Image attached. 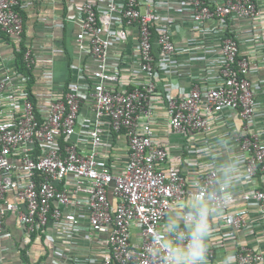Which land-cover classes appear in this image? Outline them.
Masks as SVG:
<instances>
[{
	"label": "built area",
	"instance_id": "built-area-1",
	"mask_svg": "<svg viewBox=\"0 0 264 264\" xmlns=\"http://www.w3.org/2000/svg\"><path fill=\"white\" fill-rule=\"evenodd\" d=\"M99 1L79 5L73 16L79 26L74 44L83 49L88 43L87 58L93 69L88 75L77 67V78L60 88L58 95L47 89L31 96L26 90L29 74L18 70L16 63L3 67L2 62L11 58L0 53V231L12 212L28 235L50 221H66L76 229L85 221L94 234L106 235L108 245L103 255L88 264H168L169 253L189 242L191 217L187 214H195L202 204L209 210L206 259H216L218 245L213 242L221 224L252 230L248 218L253 211L264 223V142L257 132H250L257 111L254 76L264 64V42L261 51H252L248 58L239 42L225 35L218 50L219 80L195 84L179 98L168 96L171 132L185 136L189 145L198 143L200 149L218 147L236 155L228 165H220L221 153L213 151L208 154L209 167L187 178L171 161L154 129L157 62L153 41L162 63L176 53V45L165 29L152 39L151 25L160 16L149 5L141 10L140 0ZM179 1L190 8L197 25L213 17H262L252 0H223L214 5L205 0ZM17 4L18 0H0V33L17 46L25 67L33 69L39 60L24 40ZM115 23L120 37L125 35L123 23L137 25L138 67L148 80L131 88L108 84L120 80L110 71L117 63L108 60ZM262 28L264 24L255 31ZM260 93L264 98V88ZM86 115L92 117L90 122ZM234 115L241 121L236 131L232 130ZM216 128L223 132L214 146L210 138ZM111 132H123L126 142L120 171H114L99 154ZM8 194L13 200H6ZM178 206L179 219L169 221ZM68 207L81 210V216L65 212ZM133 229H137V240ZM228 253L236 264L264 261L262 253L244 244Z\"/></svg>",
	"mask_w": 264,
	"mask_h": 264
},
{
	"label": "crops",
	"instance_id": "crops-1",
	"mask_svg": "<svg viewBox=\"0 0 264 264\" xmlns=\"http://www.w3.org/2000/svg\"><path fill=\"white\" fill-rule=\"evenodd\" d=\"M88 1L101 3L99 0H18L19 9L25 14L24 40L39 60L33 65L32 73L27 80L26 90L31 96L47 92V89L52 94L58 95L60 88L77 78V67L84 68V71L90 74L93 65L87 58L88 43H84L83 49L74 44V36L79 26L73 18L76 8ZM222 1L205 0L210 5ZM252 1L261 11L262 17L258 20L213 17L197 25L192 21L191 10L185 2L140 0L141 10L149 5V8L160 16L151 25L153 39L161 29H165L176 45V53L162 63L156 42L153 41L152 51L157 62V76L154 78L156 95L153 97L156 118L154 129L159 142L168 148L171 161H174L187 178L209 167L208 154L213 151L221 153L217 156L220 165H228L236 155L232 150L229 152L216 150L218 147L209 151L200 149L198 143L192 142V145H189L185 136L171 132L168 129L166 113L168 96L179 98L195 84L214 83L219 80L218 50L225 35L235 38L240 44L242 53L248 55V58L252 51L263 47L264 28L257 31L255 29H258L260 24H264L261 21L264 17V0ZM118 29V24H113L110 36L113 44L108 51V60L110 63H117L111 65L110 71L116 73L120 80L116 84L112 82L108 84L117 89L131 88L137 82L143 83L148 80V75L138 67L137 25L123 23L121 29L125 31L124 37L118 36ZM16 47L0 33V53L11 58L2 62L3 67L13 66L16 63L18 55ZM254 78L258 91L257 111L256 123L251 125L250 132H257L260 140L264 142V98L260 93L264 88V64ZM86 117L87 122H90L92 117L89 115ZM232 122V130L236 131L241 121L234 115ZM77 130H81L80 125ZM222 132L216 128L213 137L210 138L211 145L218 144L217 140ZM106 139L107 142L104 143L99 154L114 166V171H120L127 155L123 132H111ZM73 140L76 141L77 137ZM194 147H198L199 150L195 151ZM6 200H13V195L8 194ZM19 206L23 208L22 205ZM237 206H245V204H237ZM180 210V206L176 207L170 213L168 220H178L179 216L176 214H179ZM64 211L67 213L74 211L81 216L79 209L68 207ZM253 212L248 218L253 225L252 230H237L224 224L219 226L220 234L213 242L218 245L215 248L216 259H205L204 264L207 262L222 264L228 249H233L239 244L248 245L262 253L264 257V223L255 215L256 211ZM133 230V237L137 240V229ZM107 247L106 235L94 234L85 221H82L78 229L72 228L66 221H50L46 227L28 235L24 227L18 223L16 213L12 212L5 218L3 229L0 231V264H88L91 259L103 255ZM256 264H264V261Z\"/></svg>",
	"mask_w": 264,
	"mask_h": 264
},
{
	"label": "clouds",
	"instance_id": "clouds-1",
	"mask_svg": "<svg viewBox=\"0 0 264 264\" xmlns=\"http://www.w3.org/2000/svg\"><path fill=\"white\" fill-rule=\"evenodd\" d=\"M208 211L201 204L197 207L195 214H187L191 217L187 222L189 242L169 253L168 264H204L207 252L205 238L210 231ZM222 264H235V257L227 253Z\"/></svg>",
	"mask_w": 264,
	"mask_h": 264
},
{
	"label": "trees",
	"instance_id": "trees-1",
	"mask_svg": "<svg viewBox=\"0 0 264 264\" xmlns=\"http://www.w3.org/2000/svg\"><path fill=\"white\" fill-rule=\"evenodd\" d=\"M15 10L20 13V15L22 16V18L24 20L25 19V14L22 11H20V9L18 7V4L15 6ZM23 36H24V34H23ZM16 67L18 68V70L23 71V73H25V74L31 75V73H32L31 69L25 67L24 63L22 62V60H21V54H18L17 55Z\"/></svg>",
	"mask_w": 264,
	"mask_h": 264
}]
</instances>
